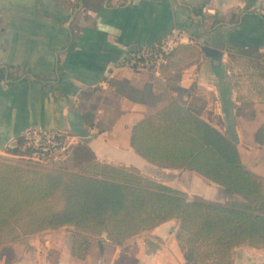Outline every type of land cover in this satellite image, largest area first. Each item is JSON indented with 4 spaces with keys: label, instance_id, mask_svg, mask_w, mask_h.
<instances>
[{
    "label": "crops",
    "instance_id": "1",
    "mask_svg": "<svg viewBox=\"0 0 264 264\" xmlns=\"http://www.w3.org/2000/svg\"><path fill=\"white\" fill-rule=\"evenodd\" d=\"M173 27L185 35L160 70L124 63ZM193 97L264 176V0H0L1 155L20 150L26 130L51 129L83 150L74 159L134 168L188 197L222 202L224 187L151 164L130 145L136 121L171 98ZM177 224L168 219L118 245L93 234L83 258L71 253L72 226L43 229L1 243L0 264H186ZM233 264H264V249L234 246Z\"/></svg>",
    "mask_w": 264,
    "mask_h": 264
},
{
    "label": "trees",
    "instance_id": "2",
    "mask_svg": "<svg viewBox=\"0 0 264 264\" xmlns=\"http://www.w3.org/2000/svg\"><path fill=\"white\" fill-rule=\"evenodd\" d=\"M202 107L198 97L171 98L133 124L130 145L153 164L187 168L224 187L226 200L188 197L137 169L93 157L58 167L0 158V244L70 225L71 253L83 258L93 234L118 245L176 218L186 264H233L240 244L264 249V176L244 165L236 141L206 121ZM10 149L20 151L19 144Z\"/></svg>",
    "mask_w": 264,
    "mask_h": 264
},
{
    "label": "built area",
    "instance_id": "3",
    "mask_svg": "<svg viewBox=\"0 0 264 264\" xmlns=\"http://www.w3.org/2000/svg\"><path fill=\"white\" fill-rule=\"evenodd\" d=\"M185 35L180 28H170L166 36L157 42L129 51L123 58L125 64L134 68H152L160 70L167 64L170 53ZM67 143L62 133L45 128H30L22 134L21 149L16 153L2 154L16 160H25L39 165L55 156Z\"/></svg>",
    "mask_w": 264,
    "mask_h": 264
},
{
    "label": "rangeland",
    "instance_id": "4",
    "mask_svg": "<svg viewBox=\"0 0 264 264\" xmlns=\"http://www.w3.org/2000/svg\"><path fill=\"white\" fill-rule=\"evenodd\" d=\"M72 146V143H69L67 142L65 147L60 150L55 156L49 158L45 164H43L42 166H45V167H58L60 165H70L73 160H78V159H74L72 158V156H80V155H85V153H82L83 150L80 148V147H76L75 150H73L71 148ZM0 158H3V159H7L9 161H13V162H26L25 160H16V159H13V158H8V157H5L4 155H1L0 154ZM82 159V158H81ZM153 164V163H151ZM156 166V165H154Z\"/></svg>",
    "mask_w": 264,
    "mask_h": 264
}]
</instances>
